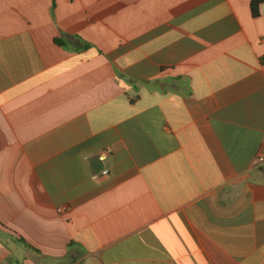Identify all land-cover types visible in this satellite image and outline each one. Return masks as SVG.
Segmentation results:
<instances>
[{"label": "crops", "instance_id": "0c3cea01", "mask_svg": "<svg viewBox=\"0 0 264 264\" xmlns=\"http://www.w3.org/2000/svg\"><path fill=\"white\" fill-rule=\"evenodd\" d=\"M251 1L0 0V264H264Z\"/></svg>", "mask_w": 264, "mask_h": 264}, {"label": "trees", "instance_id": "16d2710c", "mask_svg": "<svg viewBox=\"0 0 264 264\" xmlns=\"http://www.w3.org/2000/svg\"><path fill=\"white\" fill-rule=\"evenodd\" d=\"M260 4H264V0H252L251 1V11L253 16H259L258 8ZM57 43L62 44L60 41L56 40ZM86 47H89L86 45Z\"/></svg>", "mask_w": 264, "mask_h": 264}]
</instances>
